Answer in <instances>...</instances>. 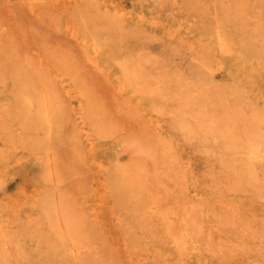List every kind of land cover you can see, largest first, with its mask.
<instances>
[{
	"label": "rangeland",
	"instance_id": "1",
	"mask_svg": "<svg viewBox=\"0 0 264 264\" xmlns=\"http://www.w3.org/2000/svg\"><path fill=\"white\" fill-rule=\"evenodd\" d=\"M228 1L0 0V264H264V0Z\"/></svg>",
	"mask_w": 264,
	"mask_h": 264
},
{
	"label": "bare ground",
	"instance_id": "2",
	"mask_svg": "<svg viewBox=\"0 0 264 264\" xmlns=\"http://www.w3.org/2000/svg\"><path fill=\"white\" fill-rule=\"evenodd\" d=\"M230 1V0H229ZM228 1V2H229ZM239 1V0H238ZM226 2V1H225ZM245 4V3H244ZM240 6H242V5H240ZM231 10H234V9H231ZM114 12V11H113ZM119 16L122 18V15H124V12H123V9L122 8H119ZM236 14V13H235ZM115 15H117L116 14V12H115ZM119 17V18H120ZM124 17V16H123ZM135 69V68H134ZM134 71H136V70H134ZM128 72V71H127ZM137 72V71H136ZM130 73L128 72V75H129ZM127 75V74H126ZM131 76V75H130ZM129 76V77H130ZM128 77V78H129ZM135 79V78H134ZM172 79V78H171ZM136 81V80H135ZM177 81V80H176ZM132 83V82H131ZM136 83V82H135ZM170 83H172V82H170ZM177 83V82H176ZM176 87V86H175ZM175 87H173V88H175ZM178 88V87H177ZM168 90H170L169 88H168ZM181 90V89H180ZM177 91V90H176ZM182 92V91H181ZM178 93V92H177ZM175 94H176V92H175ZM185 94L186 93H184V95H183V97L185 96ZM188 95V94H187ZM32 96V95H31ZM43 97V96H42ZM41 98V97H40ZM48 98V97H47ZM46 98V99H47ZM180 98V97H179ZM185 98V97H184ZM184 98H182V100H184ZM181 99V98H180ZM204 99H205V96H204ZM209 99V98H208ZM42 100V99H41ZM43 100H45V97H43ZM195 100V99H194ZM187 103L186 104H188V100H185ZM185 101H183V103H185ZM205 101V100H204ZM178 102H180L179 100H178ZM199 102V101H198ZM209 102H212V101H210L209 100ZM45 103H47V102H45ZM195 103V102H194ZM204 103V102H203ZM202 103V104H203ZM208 103V102H207ZM43 104H44V102H43ZM182 104V103H181ZM214 104V103H213ZM32 104L31 103H28V105L27 104H25V107H26V115L28 116V117H30V121H31V117L34 115L33 114V112H32V109H31V106ZM40 105H42V104H40ZM48 105V104H47ZM185 105V104H184ZM183 105V106H184ZM209 105V104H208ZM188 106V105H187ZM210 106V105H209ZM189 107H190V104H189ZM188 107V108H189ZM206 107V106H205ZM205 107H203V108H205ZM46 105L44 106V107H37L36 109H37V114H39V116L42 118V119H44V121H47V120H49L48 119V112L46 111ZM186 109V108H185ZM190 109V108H189ZM177 110V109H176ZM175 110V111H176ZM184 110V109H183ZM49 111V110H48ZM184 111H189L188 109L187 110H184ZM23 112V111H22ZM202 112H204V111H202ZM191 114H192V110H191V112H190ZM184 114H186V112L184 113ZM184 114H182V115H184ZM42 115V116H41ZM238 115V114H237ZM259 115V114H258ZM190 116V115H189ZM215 116V115H214ZM182 117V116H181ZM195 117V123H197V126L198 125H200V124H203L204 123V118H203V120H202V118L200 117V116H198V117H196V116H194ZM205 117V116H204ZM184 118H185V116H184ZM216 118V117H215ZM205 119H207L206 117H205ZM181 120H183V118L181 119ZM180 120V121H181ZM240 120H242L241 118H240ZM207 121H208V119H207ZM216 122H217V120H216ZM251 122H253V121H251ZM259 122V121H258ZM224 123V122H223ZM242 123V122H241ZM262 123H264V119L262 120ZM217 124H218V122H217ZM220 124H221V121H220ZM195 125L196 124H194L193 126L195 127ZM205 126V125H204ZM221 127V126H220ZM253 127V126H252ZM223 128V127H222ZM192 129H193V127H192ZM195 129H196V127H195ZM207 129V128H206ZM190 131H191V129H189ZM197 130V129H196ZM200 130H201V128H200ZM189 131V132H190ZM231 131V130H230ZM185 133V132H184ZM187 133V132H186ZM191 133V132H190ZM199 133V132H198ZM200 134V133H199ZM198 134V135H199ZM186 135V134H185ZM201 135V134H200ZM200 135H199V137H200ZM216 136V135H215ZM214 136V137H215ZM206 138V136L204 135L203 136V138ZM186 138V137H185ZM201 138H202V136H201ZM210 138V137H209ZM208 138V139H209ZM217 138V137H216ZM262 138V139H261ZM200 139V138H199ZM235 139V138H234ZM201 140L202 139H200L199 141L201 142ZM214 140V139H213ZM262 140L264 141V132L263 131H261V133L259 134V135H257V136H255V135H248V137L247 138H245V139H243V141L240 143V147H241V149L246 153V154H250V155H252V154H254V149L257 147V144H259V143H262ZM194 141V140H193ZM198 141V142H199ZM204 141H206V140H204ZM210 141V144H211V139H209L207 142H209ZM218 141V140H217ZM232 141H233V139L231 140V138H230V140H229V144L231 145V143H232ZM196 142V141H195ZM196 143V144H199V143ZM162 144V143H161ZM208 144V143H207ZM228 144V145H229ZM225 145H227V144H225ZM205 146V145H204ZM207 146H210V145H207ZM217 146V147H216ZM222 146H224V143L222 144ZM212 147V146H211ZM211 147L209 148V149H211ZM214 147V146H213ZM213 147H212V150H214L213 149ZM215 147L216 148H219L218 147V145H216V143H215ZM214 147V148H215ZM215 148V149H216ZM214 154V153H213ZM211 156H213V155H211ZM210 156V157H211ZM238 156V155H237ZM252 156H254V155H252ZM238 158H239V156H238ZM251 159H252V157H250ZM212 162V161H211ZM253 163H254V161H253ZM254 166V165H253ZM255 166H258V165H255ZM261 166V165H260ZM259 166V167H260ZM251 167H252V165H251ZM211 169H213V168H211ZM252 169H253V167H252ZM255 169H257V168H255ZM251 170V169H250ZM261 175V174H260ZM239 178V177H238ZM204 185H206V184H204ZM253 205V204H252ZM253 208H254V205H253ZM260 210V209H259ZM260 212H261V210H260ZM240 214V213H239ZM199 216V215H198ZM201 217H202V215H201ZM204 217V216H203ZM242 217V216H241ZM246 217V216H245ZM192 218H194L193 216H192ZM199 218V217H198ZM203 220V219H202ZM206 221H207V219H205ZM204 220V221H205ZM247 220V219H246ZM245 219L243 220V221H246ZM209 221V220H208ZM208 221H207V223H208ZM201 222V221H200ZM220 222V221H219ZM212 223V222H211ZM215 223V222H214ZM214 223H212V224H214ZM204 224V223H203ZM207 226H208V224H206ZM205 226V225H204ZM206 227V226H205ZM201 228V227H200ZM204 228V227H203ZM212 228V227H211ZM219 228V227H218ZM217 228V229H218ZM69 229L71 230V227H69ZM200 230H202V229H200ZM203 231V230H202ZM212 231V230H211ZM216 231V230H215ZM207 232H209V231H207ZM206 232V233H207ZM170 233H171V231H170ZM169 233V235H171L172 236V234H170ZM205 233V232H204ZM210 233V232H209ZM238 233H239V231H238ZM168 235V234H167ZM186 235V234H185ZM212 235V234H211ZM170 237V236H169ZM190 238V237H189ZM168 239V238H167ZM191 239V238H190ZM186 240V239H185ZM188 243V242H187ZM181 244V243H180ZM183 244V243H182ZM182 244H181V246H182ZM185 244V243H184ZM238 245V244H237ZM183 247H187L186 245L185 246H183ZM179 248H180V246H179ZM182 250V249H181ZM184 250V249H183ZM9 261V260H8ZM4 263V262H3ZM7 264V263H6Z\"/></svg>",
	"mask_w": 264,
	"mask_h": 264
}]
</instances>
